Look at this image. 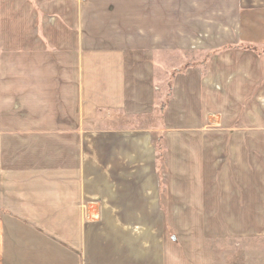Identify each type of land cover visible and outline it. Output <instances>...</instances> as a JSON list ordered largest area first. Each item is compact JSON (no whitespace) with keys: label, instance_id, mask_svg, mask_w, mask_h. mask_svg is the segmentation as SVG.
<instances>
[{"label":"crops","instance_id":"0c3cea01","mask_svg":"<svg viewBox=\"0 0 264 264\" xmlns=\"http://www.w3.org/2000/svg\"><path fill=\"white\" fill-rule=\"evenodd\" d=\"M257 162L264 0H0V264H216Z\"/></svg>","mask_w":264,"mask_h":264},{"label":"rangeland","instance_id":"374dc122","mask_svg":"<svg viewBox=\"0 0 264 264\" xmlns=\"http://www.w3.org/2000/svg\"><path fill=\"white\" fill-rule=\"evenodd\" d=\"M47 23L52 24V19H48ZM168 64L171 63L170 67H173L172 70L167 74H162V76H158V84L163 87V96H162V105H166L168 99L171 97V77L174 75L176 71H184L188 66H194L197 62L200 61V64L203 65L208 61L207 56L205 58H187V59H171L167 60ZM169 67V65H168ZM178 68V69H175ZM169 69V68H168ZM166 69V70H168ZM165 71H163L164 73ZM164 106H160V112L163 111ZM162 113V112H161ZM160 115V114H159ZM156 117L157 123L159 127L157 128L156 134L153 138L155 156H156V175L158 179V190L159 194L164 195L166 193V183H167V164H166V138L161 132V117ZM126 142V139L124 140ZM228 137L222 138L218 143L221 147L222 154L219 156L216 154L215 163L221 164L223 160L228 158ZM255 142V140H254ZM253 146H260V141L256 140ZM219 151V150H217ZM255 157V156H254ZM260 157H257L258 162ZM257 164V170L254 169V177L264 178V170H260V164ZM241 167L234 172L237 177L238 175H244V166ZM229 167L226 171H228ZM229 172V171H228ZM228 172H225L227 175ZM257 174V175H255ZM260 175V176H258ZM240 189V188H238ZM256 189H260L259 187ZM254 199L260 200V196H253ZM247 207L249 211V217L243 219L244 216H241L240 211L242 207ZM230 210H238L237 217H228V228L231 241H220V243L215 244V254H216V264H264V201L262 202H245L238 203L237 206L233 205L230 207ZM246 222L247 224L252 223V235H248L244 239V234H236L237 229L239 228L241 223Z\"/></svg>","mask_w":264,"mask_h":264}]
</instances>
